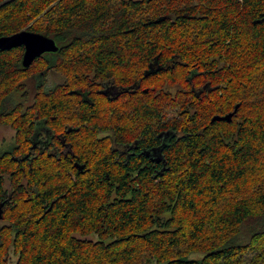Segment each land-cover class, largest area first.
<instances>
[{"label": "trees", "instance_id": "1", "mask_svg": "<svg viewBox=\"0 0 264 264\" xmlns=\"http://www.w3.org/2000/svg\"><path fill=\"white\" fill-rule=\"evenodd\" d=\"M25 29L59 49L0 51V264H264V0H0Z\"/></svg>", "mask_w": 264, "mask_h": 264}, {"label": "water", "instance_id": "2", "mask_svg": "<svg viewBox=\"0 0 264 264\" xmlns=\"http://www.w3.org/2000/svg\"><path fill=\"white\" fill-rule=\"evenodd\" d=\"M20 46L24 47L22 58V65L24 68L31 66L34 60L44 53H55L59 49L54 38L31 30L25 29L12 35L0 37V51L11 50ZM237 107L238 104L232 112L223 116H213L212 121H231L234 113L237 111Z\"/></svg>", "mask_w": 264, "mask_h": 264}, {"label": "rangeland", "instance_id": "3", "mask_svg": "<svg viewBox=\"0 0 264 264\" xmlns=\"http://www.w3.org/2000/svg\"><path fill=\"white\" fill-rule=\"evenodd\" d=\"M61 75L55 72H51L49 74V76L46 79V82L48 84V86H53L59 82H61ZM40 79L38 77H33V78H28L25 80V83L27 84L29 91L31 93V96L33 95L34 92V88L35 86L40 83ZM172 92H176L175 89L171 90ZM173 93V94H174ZM166 104H169L166 102ZM164 110V113L162 114L163 119H162V123H166L169 120L173 119V117L176 118H180V116L178 115V112H176V109L173 108H164L162 109V111ZM14 134L15 131L9 126V125H1L0 124V143L4 146V147H8L9 145H11L13 143V139H14ZM8 183L9 180L6 179V187H8ZM153 199L156 200V198L153 196ZM2 210L0 211V218H2ZM23 215L26 212H22ZM5 222L3 220H1L0 225L4 224ZM78 237H81L78 235ZM82 238H88V239H95V236L93 234L88 235V236H82ZM191 256L196 257V258H200L201 254L199 253H193L191 254ZM13 260H16V256H13Z\"/></svg>", "mask_w": 264, "mask_h": 264}, {"label": "flooded vegetation", "instance_id": "4", "mask_svg": "<svg viewBox=\"0 0 264 264\" xmlns=\"http://www.w3.org/2000/svg\"><path fill=\"white\" fill-rule=\"evenodd\" d=\"M103 92H105V94H109V95H112L114 94L115 91L114 88L108 86L106 88H103ZM154 130H158L157 132V137H158V145H154V146H151V147H148L146 148L145 146H142L141 149H139V144L136 143V144H132L131 145V148L130 146H122V154L124 153H129V155H132L133 153H135L138 149L140 150L141 153H146L147 155H149V151L151 150L152 154L153 155H157L159 154L158 151L162 150V146L165 145L168 141H169V132L167 130H162L160 129L159 130V127L155 128ZM121 146L117 145V149H120ZM148 149V150H147Z\"/></svg>", "mask_w": 264, "mask_h": 264}]
</instances>
